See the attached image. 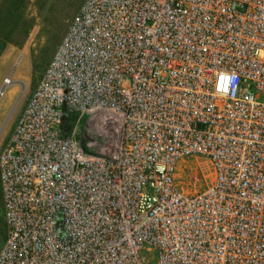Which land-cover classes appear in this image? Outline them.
Instances as JSON below:
<instances>
[{
  "label": "built area",
  "instance_id": "1",
  "mask_svg": "<svg viewBox=\"0 0 264 264\" xmlns=\"http://www.w3.org/2000/svg\"><path fill=\"white\" fill-rule=\"evenodd\" d=\"M102 112L109 149L79 127ZM192 156L213 179L186 192ZM0 185V264H264V0H83Z\"/></svg>",
  "mask_w": 264,
  "mask_h": 264
},
{
  "label": "rangeland",
  "instance_id": "2",
  "mask_svg": "<svg viewBox=\"0 0 264 264\" xmlns=\"http://www.w3.org/2000/svg\"><path fill=\"white\" fill-rule=\"evenodd\" d=\"M6 1L3 0L0 8L6 4ZM82 1L47 0L45 9L40 11L35 6V0H27V16L36 18L30 34L17 45L8 46L0 56V89L6 79L13 82L0 96V130L7 120L0 134V149L9 137L29 94L47 68ZM56 30L58 36L53 37ZM22 84L25 89L15 106ZM79 127L81 134L92 133V136L97 137L106 149L117 141L121 133V121L107 112L94 114L92 119H82ZM195 176L198 178L197 189L204 188L211 182L213 173L207 158L192 156L180 161L175 177L184 191L195 190L196 187L191 184ZM6 236V225L0 226V247Z\"/></svg>",
  "mask_w": 264,
  "mask_h": 264
},
{
  "label": "trees",
  "instance_id": "3",
  "mask_svg": "<svg viewBox=\"0 0 264 264\" xmlns=\"http://www.w3.org/2000/svg\"><path fill=\"white\" fill-rule=\"evenodd\" d=\"M47 0H35V6L40 10L45 9ZM27 0H7L6 4L0 8V56L10 45H17L24 40L34 25L35 17L30 18L26 13ZM58 36V30L53 33V37ZM75 115L65 116L62 125L63 135H68L75 121ZM0 226H5L3 215V202L0 185Z\"/></svg>",
  "mask_w": 264,
  "mask_h": 264
},
{
  "label": "water",
  "instance_id": "4",
  "mask_svg": "<svg viewBox=\"0 0 264 264\" xmlns=\"http://www.w3.org/2000/svg\"><path fill=\"white\" fill-rule=\"evenodd\" d=\"M3 89H4V86L1 87L0 92H1V90H3ZM24 89H25V86L22 84V88H21L20 94H19V96H18V98H17V100H16L15 106L17 105V103L19 102L20 98L22 97L23 92H24ZM15 106L13 107V109L15 108ZM6 123H7V120L4 122V124H3L2 128H1V130H0V134H1V132L3 131L4 127L6 126Z\"/></svg>",
  "mask_w": 264,
  "mask_h": 264
},
{
  "label": "bare ground",
  "instance_id": "5",
  "mask_svg": "<svg viewBox=\"0 0 264 264\" xmlns=\"http://www.w3.org/2000/svg\"><path fill=\"white\" fill-rule=\"evenodd\" d=\"M13 82L10 80V79H6L5 80V83H4V89L3 90H1V92H0V96L3 94V92H4V90L8 87V86H10L11 84H12Z\"/></svg>",
  "mask_w": 264,
  "mask_h": 264
}]
</instances>
